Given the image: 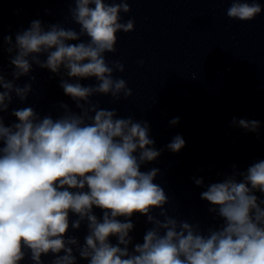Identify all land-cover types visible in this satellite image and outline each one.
I'll use <instances>...</instances> for the list:
<instances>
[{"label":"clouds","instance_id":"clouds-1","mask_svg":"<svg viewBox=\"0 0 264 264\" xmlns=\"http://www.w3.org/2000/svg\"><path fill=\"white\" fill-rule=\"evenodd\" d=\"M68 2L78 31L36 19L14 40L0 37V54L8 53L11 69L6 73L0 65V264H45L46 256L53 257L51 264H264V199L257 195H264V160L245 171L232 165L231 174L200 193L217 224L205 228L170 215L169 197L154 182L160 169L141 170L164 151L155 147L148 121L120 117L116 108L92 100L133 95L115 76L124 64L107 59L117 52V34L135 30V20L121 15L131 12L129 0ZM262 11L259 0H230L226 15L247 22ZM35 68L59 77L78 111L63 102L55 116L32 106L11 108L34 93ZM5 114L14 119L6 123ZM232 126L258 133L260 121L234 117ZM185 143L178 134L166 149L179 153ZM193 180L204 186L203 177ZM137 214L150 225L142 242L131 235ZM82 226L81 243L69 232Z\"/></svg>","mask_w":264,"mask_h":264}]
</instances>
